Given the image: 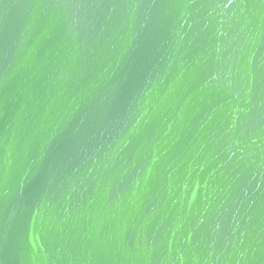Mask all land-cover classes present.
<instances>
[{
    "label": "water",
    "instance_id": "95a60500",
    "mask_svg": "<svg viewBox=\"0 0 264 264\" xmlns=\"http://www.w3.org/2000/svg\"><path fill=\"white\" fill-rule=\"evenodd\" d=\"M0 264H264V0H0Z\"/></svg>",
    "mask_w": 264,
    "mask_h": 264
}]
</instances>
